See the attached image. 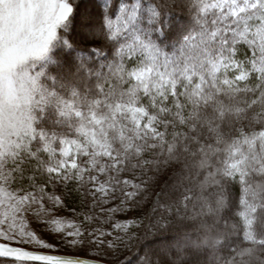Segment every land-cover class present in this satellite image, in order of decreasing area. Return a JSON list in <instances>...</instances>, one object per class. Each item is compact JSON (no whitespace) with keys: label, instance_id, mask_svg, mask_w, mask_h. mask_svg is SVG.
Wrapping results in <instances>:
<instances>
[{"label":"snow or ice","instance_id":"6c2138e0","mask_svg":"<svg viewBox=\"0 0 264 264\" xmlns=\"http://www.w3.org/2000/svg\"><path fill=\"white\" fill-rule=\"evenodd\" d=\"M134 249L264 264V0H0V264Z\"/></svg>","mask_w":264,"mask_h":264},{"label":"trees","instance_id":"16d2710c","mask_svg":"<svg viewBox=\"0 0 264 264\" xmlns=\"http://www.w3.org/2000/svg\"><path fill=\"white\" fill-rule=\"evenodd\" d=\"M82 2H83L86 6H90L91 3L94 2V0H82ZM134 215H135V213H130V214H128L127 216L119 215V216L117 217V219H127V218H131V217L134 216ZM168 236L172 237L171 234H168L167 236H164V238H166V237H168ZM161 238H163V237H161V236H156V237L149 236V237H148V240L145 241V243H147V244H149V245L152 246V245L156 242V240L161 239ZM45 239H48V240H50V241H52V242H54V243L56 242V241H55V238H54L53 236H50L49 238H45ZM141 247H142V246H141ZM60 254H66V255H79V256H81V257H85V258H90V259H94V260L96 259V257H95L94 255H89L87 251H79V252H77V251H74V250L68 249V250H66V251L61 252ZM139 255H142V252H138L137 250L134 249V250L131 251V252H124V253L120 256V259H124V257L127 256V257H129V258L131 259L132 264H136V260H137V258H138Z\"/></svg>","mask_w":264,"mask_h":264},{"label":"rangeland","instance_id":"374dc122","mask_svg":"<svg viewBox=\"0 0 264 264\" xmlns=\"http://www.w3.org/2000/svg\"><path fill=\"white\" fill-rule=\"evenodd\" d=\"M50 236H48L47 234L45 235V238H49ZM172 240V237L168 236L166 238H161L156 240V242L152 245V247H156L158 245H162V244H166L168 242H170Z\"/></svg>","mask_w":264,"mask_h":264},{"label":"water","instance_id":"95a60500","mask_svg":"<svg viewBox=\"0 0 264 264\" xmlns=\"http://www.w3.org/2000/svg\"><path fill=\"white\" fill-rule=\"evenodd\" d=\"M63 255H66V254H63ZM70 256H72V255H70ZM83 258H85V257H83ZM86 259H90V258H86ZM90 260H94V259H90Z\"/></svg>","mask_w":264,"mask_h":264}]
</instances>
